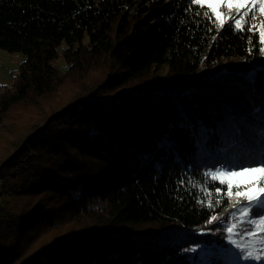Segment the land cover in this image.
<instances>
[{"label":"trees","instance_id":"obj_1","mask_svg":"<svg viewBox=\"0 0 264 264\" xmlns=\"http://www.w3.org/2000/svg\"><path fill=\"white\" fill-rule=\"evenodd\" d=\"M198 9L0 0V50L23 57L0 94V128L32 95L102 68L1 155L0 264H245L225 229L243 227L246 202L204 173L264 159V56L256 36L217 32Z\"/></svg>","mask_w":264,"mask_h":264},{"label":"snow or ice","instance_id":"obj_2","mask_svg":"<svg viewBox=\"0 0 264 264\" xmlns=\"http://www.w3.org/2000/svg\"><path fill=\"white\" fill-rule=\"evenodd\" d=\"M189 3L199 6V9H208L211 15L204 12L203 18L212 20V17H215L217 32L221 29L231 30L240 33L242 38H245L243 36L245 32L250 33L251 35L246 37L248 43H252L253 36H256L254 47L258 45V54L264 56V19H257L258 16L264 17V0H189ZM199 9L195 11L196 16H201ZM231 13H236V17L229 15ZM208 31H213V28L210 27ZM215 39L216 36H213L212 40ZM246 51L252 55V48ZM204 175L211 176L221 185H226L225 195L229 200L234 196L237 200L246 202L238 209V216L233 214L241 221L243 227L238 229L237 224L233 223L225 229L229 234L228 242L238 250V258L245 264H264V255H261L264 253V159L237 169L221 168L206 172ZM233 189L236 191L234 192ZM215 191L220 193L222 189L216 188ZM198 202L203 203V201ZM208 206L211 207V203ZM213 221H217L216 216H212L209 223ZM234 233L252 239L255 251L240 247L231 239ZM184 251L195 252L196 249L190 248Z\"/></svg>","mask_w":264,"mask_h":264},{"label":"rangeland","instance_id":"obj_3","mask_svg":"<svg viewBox=\"0 0 264 264\" xmlns=\"http://www.w3.org/2000/svg\"><path fill=\"white\" fill-rule=\"evenodd\" d=\"M258 18L259 20L264 19V17L261 18L259 16ZM22 61V56L0 50V84L6 85L4 86L5 88H0V94L7 92L10 88V85L14 80V74ZM59 63L61 66H64L63 61H60ZM101 74L102 68L93 69L92 73L89 76H86V78L82 77L78 72H75L55 94L42 97L32 95L28 98L25 104L19 106L16 105L10 109L9 112L3 116L0 128V134L5 133L10 143L0 145V159H2L1 155L4 156L3 152L7 149H14V146H12L11 143L19 135L26 132L29 128H32L33 125L43 126L42 123L51 116L52 113L64 105L62 102L68 101L76 96L79 90L86 86L91 78L99 77ZM166 75L167 70H163L162 76L164 77ZM9 130L12 134L9 133ZM18 130L22 133L16 134ZM4 145H7V147L1 148ZM12 203L15 204L16 201L13 200Z\"/></svg>","mask_w":264,"mask_h":264}]
</instances>
